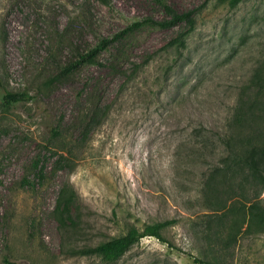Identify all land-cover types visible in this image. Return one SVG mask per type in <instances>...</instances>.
Returning a JSON list of instances; mask_svg holds the SVG:
<instances>
[{
    "label": "rangeland",
    "instance_id": "1",
    "mask_svg": "<svg viewBox=\"0 0 264 264\" xmlns=\"http://www.w3.org/2000/svg\"><path fill=\"white\" fill-rule=\"evenodd\" d=\"M168 1L194 23L144 26L50 83L164 10L0 0V264H264V155L213 175L225 157L216 134L241 103L258 117L235 131L239 154L264 147V0ZM6 91L31 98L9 105ZM166 220L163 240L118 260L79 253Z\"/></svg>",
    "mask_w": 264,
    "mask_h": 264
},
{
    "label": "trees",
    "instance_id": "2",
    "mask_svg": "<svg viewBox=\"0 0 264 264\" xmlns=\"http://www.w3.org/2000/svg\"><path fill=\"white\" fill-rule=\"evenodd\" d=\"M153 4L159 6L165 12L164 18H155V17H146L142 20L136 21L133 24L127 26L125 29L115 34L112 38H102L99 40L98 44L89 50L79 52L77 59L71 62L66 68L63 69L62 73L59 76L52 78V82L56 83L57 81H61L64 78L71 76L75 73L79 68L91 65V64H99V56L110 49V47L117 41H121L130 33H133L144 26H153L159 28H171L177 25H181L184 23L193 24L195 20V11L188 10L185 12L176 11L168 0H150ZM232 5H236L238 2L242 0H230ZM31 97L27 92H11L6 91L4 94V100L6 104H13L17 102L27 101ZM258 114L255 109H248V105L240 104L235 112L232 114L229 122L224 127L222 132H218L216 137L219 140V149H224L222 152L225 153V157H223L219 165L221 167H214L213 175L216 177L217 175L223 174L225 171L232 170L233 168H238L242 161H244L246 167L253 166V159L259 157L258 155H264V147L252 148L249 153V159L245 158V156H241L238 152V140L236 137V130L241 129L245 126L246 122H252L256 120ZM207 133H212V131H208ZM203 135H207L203 132ZM241 150V149H240ZM246 153V152H245ZM255 153L253 156L252 154ZM222 172V173H220ZM64 205V204H63ZM62 207V203L59 204V207ZM65 212L61 210L59 212L60 220H64ZM174 223V220H166L163 222H158L153 225L147 226L143 231H139L137 229H130L126 234L111 238L107 241L101 242L96 246H87L79 250V253L84 255H111L112 259L118 260L121 256L133 245L139 242L142 238L146 236H153L163 240L161 235V230L164 227H167ZM251 231V230H250ZM8 262V260L6 259ZM195 262L199 264H214L210 260L195 258ZM9 264H16L13 262H8Z\"/></svg>",
    "mask_w": 264,
    "mask_h": 264
}]
</instances>
